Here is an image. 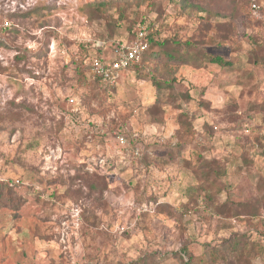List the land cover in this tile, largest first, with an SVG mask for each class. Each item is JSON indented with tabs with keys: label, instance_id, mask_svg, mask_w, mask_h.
<instances>
[{
	"label": "rangeland",
	"instance_id": "1",
	"mask_svg": "<svg viewBox=\"0 0 264 264\" xmlns=\"http://www.w3.org/2000/svg\"><path fill=\"white\" fill-rule=\"evenodd\" d=\"M0 184V264H264V0H0Z\"/></svg>",
	"mask_w": 264,
	"mask_h": 264
},
{
	"label": "built area",
	"instance_id": "2",
	"mask_svg": "<svg viewBox=\"0 0 264 264\" xmlns=\"http://www.w3.org/2000/svg\"><path fill=\"white\" fill-rule=\"evenodd\" d=\"M148 44V24L144 21L138 24L135 37L131 42L116 43L111 46L110 58H95L92 61L91 77L101 78L104 83L114 86L121 74L140 65Z\"/></svg>",
	"mask_w": 264,
	"mask_h": 264
},
{
	"label": "trees",
	"instance_id": "3",
	"mask_svg": "<svg viewBox=\"0 0 264 264\" xmlns=\"http://www.w3.org/2000/svg\"><path fill=\"white\" fill-rule=\"evenodd\" d=\"M252 6H254V8H252ZM250 7H251V10L252 11H255L256 10L255 3L251 4ZM197 9L200 12H206V10L204 8L197 7ZM141 22H144V21L142 20L139 23H137V25L135 26V29L132 32V39H130V41H128V42H131L134 39L136 30H137V26ZM117 43H121V42H117ZM260 43L261 42H256V44L258 46V49H261L263 47ZM114 44H116V43H114ZM114 44H112L111 46H113ZM155 46H159L158 41L157 40H154L152 37H150L149 44H148V48H147V50L143 54L141 63L143 62V60L145 58H147L146 57L147 55H151L153 57L156 55L155 52H153L154 51L153 48ZM160 46H161V44H160ZM96 49H97L98 55L95 58L102 59L103 58L102 57V48L97 47ZM208 62L211 63V64H215L217 66H221V67H232L233 66V62H231V61H225L221 57H208ZM91 63H92V59L90 61H88V62H83L84 69H86L87 72H90ZM183 63H185V62H183ZM186 63H188V62H186ZM135 68H137V66ZM91 81H92V83L98 84L103 89H110L111 90V89H114L115 88V86H113V85H109L107 83H104L101 80V78H98V77L92 78ZM10 194H11V189L8 188V186H5L4 184H0V204L3 203V202H5V201H7V203H10L11 204L12 203L11 202L12 200H11V197H9ZM262 243L264 245V233L262 234Z\"/></svg>",
	"mask_w": 264,
	"mask_h": 264
}]
</instances>
